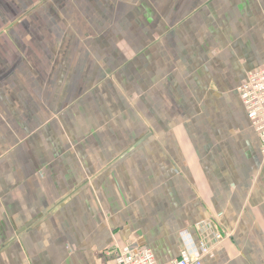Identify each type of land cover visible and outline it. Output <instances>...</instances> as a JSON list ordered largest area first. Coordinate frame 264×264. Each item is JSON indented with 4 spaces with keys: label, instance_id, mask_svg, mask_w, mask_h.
Returning <instances> with one entry per match:
<instances>
[{
    "label": "crops",
    "instance_id": "1",
    "mask_svg": "<svg viewBox=\"0 0 264 264\" xmlns=\"http://www.w3.org/2000/svg\"><path fill=\"white\" fill-rule=\"evenodd\" d=\"M262 67L264 0H0V264H264Z\"/></svg>",
    "mask_w": 264,
    "mask_h": 264
},
{
    "label": "built area",
    "instance_id": "2",
    "mask_svg": "<svg viewBox=\"0 0 264 264\" xmlns=\"http://www.w3.org/2000/svg\"><path fill=\"white\" fill-rule=\"evenodd\" d=\"M239 96L248 116L251 127L258 135L260 146L264 152V67L250 72L244 83L238 87ZM183 247L177 258L164 264H202L203 256L211 246L204 243L196 245L189 232L181 234ZM216 241H221L223 235L215 233ZM114 264H159L152 252L147 248L123 245L118 248Z\"/></svg>",
    "mask_w": 264,
    "mask_h": 264
},
{
    "label": "rangeland",
    "instance_id": "3",
    "mask_svg": "<svg viewBox=\"0 0 264 264\" xmlns=\"http://www.w3.org/2000/svg\"><path fill=\"white\" fill-rule=\"evenodd\" d=\"M262 152H263V151H262ZM182 243H183V242H182ZM182 247H183V246H182ZM209 251H210V250H209ZM209 251H208V252H209ZM179 254H180V253H179Z\"/></svg>",
    "mask_w": 264,
    "mask_h": 264
}]
</instances>
